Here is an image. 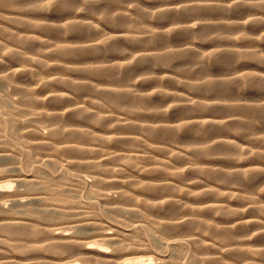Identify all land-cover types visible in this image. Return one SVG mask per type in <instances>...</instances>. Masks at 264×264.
<instances>
[{
  "label": "rangeland",
  "instance_id": "obj_1",
  "mask_svg": "<svg viewBox=\"0 0 264 264\" xmlns=\"http://www.w3.org/2000/svg\"><path fill=\"white\" fill-rule=\"evenodd\" d=\"M59 1L0 0V42L19 56L0 66V76L12 79L0 83V150L14 156L10 160L0 155V184L12 183L3 192L20 195L18 200L2 201L5 209L23 214L22 204L38 210L62 208L65 213L60 219L42 217L39 221L101 250L104 256L94 252L93 264H135L140 258L145 259L144 264H206L200 260L205 255L186 234L170 228L161 231L157 226L174 218L183 222L187 210L197 206L192 196L208 188L223 193L232 188V196L220 193L217 198L229 200L235 210L247 208L236 214L241 221L264 217V192L258 190L264 185V39H256L264 34V3L78 0L84 10L75 12ZM236 4H242L241 8L233 9ZM196 5L203 10L195 12L192 7ZM100 10L107 14L100 16ZM115 12L120 15H112ZM245 20L248 23H243ZM61 24L66 26L59 27ZM61 48L70 54L51 55ZM169 48L180 50L169 52ZM127 60L132 63L125 64ZM141 76L144 78L137 79ZM160 76L165 79H158ZM41 77L46 84L41 83ZM53 77L68 84L42 89L52 84L49 80ZM18 86L36 89L39 98L50 90H72L76 98L62 107L72 108L76 102L75 107L84 105L91 111L81 109L61 125L64 129L70 122L72 126L67 128L95 134L97 140L78 142L94 144L92 155L104 164L93 166L91 159H81L83 156L31 144L35 141L28 134L30 129L46 135L52 126L36 121L15 104L21 98ZM156 88L162 91L140 95ZM4 98L13 102L11 108L2 105ZM169 104L173 106L167 112L156 110ZM25 115L31 123H21ZM103 136L125 141L113 144ZM127 149L143 156L133 164L148 169L150 177L168 179L167 184L160 187L152 181L149 183L157 191L142 189L147 182H139L129 161L121 159ZM241 156L244 159H237ZM122 165L129 170L125 172ZM166 166L180 177L157 173ZM20 174L39 181L43 174L53 187L63 189V197L57 200L43 191V200L35 202L27 187L17 181ZM115 175L136 182L127 186L131 197L120 196L119 185L111 182ZM201 180L205 187L197 184L191 193H185L186 184ZM218 212L228 216L225 211ZM216 213L209 215L219 216ZM241 231L252 236L248 227ZM132 244L144 245L147 251L134 254L128 248ZM75 254L66 259L70 264H87L81 260L84 255Z\"/></svg>",
  "mask_w": 264,
  "mask_h": 264
},
{
  "label": "bare ground",
  "instance_id": "obj_2",
  "mask_svg": "<svg viewBox=\"0 0 264 264\" xmlns=\"http://www.w3.org/2000/svg\"><path fill=\"white\" fill-rule=\"evenodd\" d=\"M59 2L60 4H63V0ZM241 5L242 4H236L234 5L233 9L237 8L238 10V8H241ZM187 8H189V6ZM192 8H194L193 10L198 13L203 10L200 5L193 6ZM183 9L184 8H182L181 10L184 11ZM164 16H166V14H164ZM70 52L71 51L69 50H64L63 48H61L54 50L51 55L54 57H64L66 55H69ZM0 54V66L7 64L6 62H8V60L10 61L12 58H19V56L15 54V52L11 50L9 46L4 42H0ZM9 79L10 76L8 75L0 76V83L2 84L3 82H8ZM49 82H51L52 84H47V86H44L42 89L46 88L49 90L51 87L56 85L68 84L66 81L58 78H52L49 80ZM44 83L46 84L47 82ZM23 87H16L17 91L21 93V98L20 100L16 101L15 104L17 103L22 106V111L26 112L27 114L34 115L36 121H44L45 123L47 122L52 126L51 130L49 129L50 132L48 131L49 133L46 131V135L42 134L41 132L35 131L34 129H30L28 134H31L32 138H30L35 141L31 144H34V146L39 149L57 151L59 154L73 153L75 154L74 156L77 157L83 156L81 157V159H91V164L93 166H101L104 164V162H96V157H93L92 154L95 152L94 144L78 142L80 140L83 141L86 139L97 140L98 137L95 136V134L90 135L84 132V130L81 128H67L69 124L72 126V123L70 122L67 123L68 125L66 124L67 126L65 125L66 128L63 129L62 127L63 123L69 120L70 117H72L73 113L75 115L76 112L81 111L78 106L75 107L76 105H78V103L76 102L72 103V108L66 109L62 107L69 106V101H73L76 98V95L74 92H72V90H63L62 87H60V90L62 89V91L50 90L48 91L50 92L49 94L45 96L43 95L44 97L36 99L35 97H38V92H36V89H34V92H29L26 87ZM19 92H17L16 94H18ZM52 93H62V95H54ZM76 101L78 102L77 99ZM11 102L12 101L8 100L7 98H4L1 101L2 105L7 109L11 108L13 104V102ZM66 102H68V105L66 104ZM69 109L72 110L70 111ZM53 110H55L56 112H53ZM26 115L21 118L22 124H29L32 122V119L30 117H27ZM86 117L87 116L83 118ZM257 117L260 120L263 119V115H259ZM74 123L73 125H75ZM229 125L230 124H225L224 126L230 127ZM103 138L106 141L109 140V142L113 144H119L125 141V138L120 139L113 136H103ZM2 144L3 142L0 141V149H2ZM0 155L10 160L14 159V156L8 153V151L6 150H0ZM120 156L123 157L121 159L126 158L127 161H129V166L133 169V176L140 180L139 182H147L142 184V189L150 192L157 191V188L153 187L154 184L149 183L152 181L160 187H164L167 184L168 179L150 177L148 175V169L143 170V167H139L138 165L132 163L139 158H143V156H140L139 151L127 149L124 150L123 154ZM258 156L259 155H257V157ZM29 159H31L30 156ZM69 162L71 163L72 161ZM74 162L75 161H73V163ZM122 166L126 168L124 169L125 172L129 170V168H127L125 165ZM122 168L123 167H121L120 169ZM165 169L166 170L157 169V173L180 177V173L172 169V167L166 166ZM106 171H112V173H114L116 169H105V172ZM113 177L114 179L111 182L119 185L118 189L120 190V196L123 198L131 197L130 193L127 190V186L135 184L136 182H126L124 178H127L128 176L119 177L115 175ZM186 179L188 180L189 178ZM1 180L2 179L0 178V183ZM41 180L42 181H39L38 179H34L22 174L17 176V181L27 187V191L31 193L28 194L31 195V197L34 196L33 199L35 200V202L43 200V191L49 192L53 195V197H55V199L61 200L64 194L63 189L61 188L60 190L57 187H53V184L49 180H46L43 174ZM202 180L196 181V183L191 182L189 184H186L185 186L188 189L185 193H191V189H193L194 186H197V184H201L198 186L205 187V181L202 182ZM2 184H0V264H70L66 259L69 258L68 256L74 253H77L75 255H84L81 256V260L87 264H93L97 255L94 252H98V254L101 256L103 255V253H101V250L95 249V246L83 244V242L81 243L77 238L68 236V233L65 232V230L59 231L57 228L56 231V229H50V226L48 227L47 225H43L39 221L42 217V219L48 218L50 220H55V218L60 219L65 213L62 208H54V211L48 209L38 210L35 209V207L31 208L28 204H22V206L26 210V212L23 214V211L21 213H18L9 212L8 210H6L2 201L6 199L18 200L20 195H18L17 193L3 192V188L11 187L12 183L7 182L4 185ZM166 187L168 188L170 186L168 185ZM208 189L209 190L205 189V192L194 194L192 196L196 201L195 203L197 204V206L194 208H189L187 210L188 217H182L185 218L183 219V222L177 223L174 218L170 219V221L166 223V225L159 224L157 228L161 231H168V228L172 229L173 231H182L184 234H186L185 236L188 237L192 245L201 250L200 252L205 253H202V255H205V258L202 257L203 259L200 260H202L206 264H264V242H260L264 241V217L258 216L259 218L255 219L254 221L250 220L247 221V223H242L243 221H241V219L236 215L239 212L234 211L235 209L232 208L234 204L230 203L229 200L217 198V195H220V193L226 194V197L232 196L230 195V191L233 192V189L229 187L227 188L228 191H226L225 193H223L222 189ZM166 200L167 199H165L164 201ZM164 201H162V203ZM208 205H212L213 207H206ZM220 210L225 211L228 216L219 214V216L213 217L209 215V213H216ZM132 211L136 214L139 213L136 209H132ZM262 212L264 214V210ZM84 220L89 221L88 218ZM74 222L81 221L74 220ZM232 225H236V227L233 228L231 227ZM245 227H248V231L252 233V236L250 238H247V235L250 233L241 231V229H244ZM193 228L198 229L199 232H191ZM105 236L109 235L106 234ZM128 248L132 252L134 251V254L135 251H147V248L141 244H132V246H128ZM141 259L142 258H140L138 261H133V263L144 264L145 259ZM197 259L199 260L198 257ZM105 260L107 261V258ZM149 261L151 262L152 260L149 259ZM129 262L123 261L119 264H130Z\"/></svg>",
  "mask_w": 264,
  "mask_h": 264
},
{
  "label": "clouds",
  "instance_id": "obj_3",
  "mask_svg": "<svg viewBox=\"0 0 264 264\" xmlns=\"http://www.w3.org/2000/svg\"><path fill=\"white\" fill-rule=\"evenodd\" d=\"M42 2L44 4H48V3H52L53 0H42ZM237 2H238V0H237ZM245 2H247V0H245ZM257 2L264 3V0H257ZM63 6L67 10L75 11V12H80V11H83L84 10L83 7L78 3V0H63ZM130 6H134V5H130ZM145 11H148V10L145 9ZM98 14L103 17L104 15L107 14V12H106V10H100ZM112 15H120V13L115 12V13H112ZM249 19H252V18L250 17ZM69 22H71V21H69ZM243 23H248V20L243 21ZM65 26L66 25H64V24L59 25V27H65ZM235 38H239V37H235ZM256 39H264V34H262L261 36L256 37ZM179 50L180 49H175V48H169V49H167V51H169V52L179 51ZM120 54H123V50H121ZM33 58H35V57H33ZM133 59H135V57H133ZM124 63L125 64H130V63H132V60H127ZM105 66H107V65H105ZM117 66H121L122 67V65H117ZM14 71H20V69H15ZM143 78L144 77L141 76V77H138L137 79H143ZM53 79H55V77H53ZM158 79L163 80V79H165V77L164 76H160V77H158ZM43 82H44V78L41 77V83H43ZM37 87H39V85H37ZM28 91L29 92H34L35 90L34 89H28ZM160 91H162V89L156 88V89H153L152 92H149V93H140V95L151 96V95H154L156 92H160ZM52 94H54V95H62V93H60V94L52 93ZM35 98L36 99H39V97H35ZM172 106H173L172 104H169L166 107H163V108H160V109H156V110L161 111V112H167L168 109L171 108ZM78 107H79V109H83V112H85V113H88V112L91 111L90 109L84 107V105H80ZM69 110L71 111L72 109H69ZM237 159H244V157L241 156V157H238ZM241 171H247V170H241ZM192 182L193 183H196V181H192ZM258 190L260 192H264V185L259 186ZM206 207H213V206L212 205H208ZM261 207H264V205H261ZM234 211L245 212V211H247V208H241V209L234 210ZM216 214L219 215L220 213L217 212ZM242 223H247V221H243ZM231 227L234 228V227H236V225H232ZM248 238H250V237H248ZM120 246L122 247L123 244H121Z\"/></svg>",
  "mask_w": 264,
  "mask_h": 264
}]
</instances>
